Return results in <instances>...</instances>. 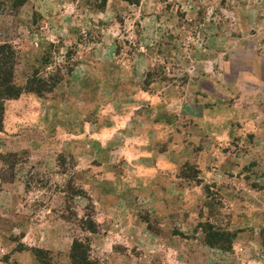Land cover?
<instances>
[{
  "label": "rangeland",
  "instance_id": "1",
  "mask_svg": "<svg viewBox=\"0 0 264 264\" xmlns=\"http://www.w3.org/2000/svg\"><path fill=\"white\" fill-rule=\"evenodd\" d=\"M1 45L0 264H264V0H0Z\"/></svg>",
  "mask_w": 264,
  "mask_h": 264
},
{
  "label": "trees",
  "instance_id": "2",
  "mask_svg": "<svg viewBox=\"0 0 264 264\" xmlns=\"http://www.w3.org/2000/svg\"><path fill=\"white\" fill-rule=\"evenodd\" d=\"M132 5H137L140 3V0H123ZM15 57L14 51L10 47L6 45L0 46V131L3 128L4 123V113H5V103L10 100H17L22 95L23 88L18 86L15 83ZM37 88L31 86V88H27L28 92H35L38 94L44 93L45 87L49 89L46 82L44 80L38 81L36 83ZM35 86V87H36ZM210 245V242H208ZM83 248V244L80 242H76L73 249V260L78 261V264H96L87 259L85 253L81 250Z\"/></svg>",
  "mask_w": 264,
  "mask_h": 264
},
{
  "label": "crops",
  "instance_id": "3",
  "mask_svg": "<svg viewBox=\"0 0 264 264\" xmlns=\"http://www.w3.org/2000/svg\"><path fill=\"white\" fill-rule=\"evenodd\" d=\"M245 117V116H244Z\"/></svg>",
  "mask_w": 264,
  "mask_h": 264
}]
</instances>
